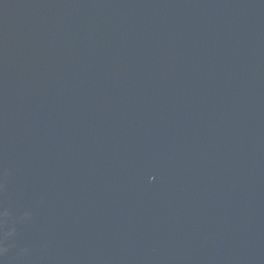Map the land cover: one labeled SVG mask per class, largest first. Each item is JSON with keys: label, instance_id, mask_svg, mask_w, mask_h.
<instances>
[{"label": "water", "instance_id": "water-1", "mask_svg": "<svg viewBox=\"0 0 264 264\" xmlns=\"http://www.w3.org/2000/svg\"><path fill=\"white\" fill-rule=\"evenodd\" d=\"M0 264H264V0H0Z\"/></svg>", "mask_w": 264, "mask_h": 264}]
</instances>
